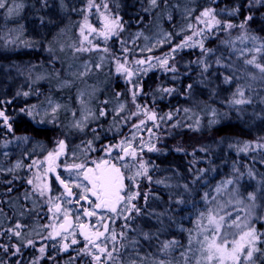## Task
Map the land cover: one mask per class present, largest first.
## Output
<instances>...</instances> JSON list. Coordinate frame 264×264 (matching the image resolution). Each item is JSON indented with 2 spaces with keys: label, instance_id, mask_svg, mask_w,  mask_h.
Masks as SVG:
<instances>
[{
  "label": "trees",
  "instance_id": "obj_1",
  "mask_svg": "<svg viewBox=\"0 0 264 264\" xmlns=\"http://www.w3.org/2000/svg\"><path fill=\"white\" fill-rule=\"evenodd\" d=\"M108 1L114 15L108 10L104 11V0H94L95 6L91 10L88 9L89 0H24L22 13L12 18L4 9H0V64L10 69L54 71L68 69L72 64L76 66L79 57L95 59L96 52H105L111 61L106 71L99 70L97 75L102 82L105 81V91H102L103 97L100 99L105 101L102 106L106 109V115L89 128L93 130L95 125L99 128L90 136L97 139L91 155L98 154V142H101L100 151L106 145V149L112 148L110 153L104 150L103 159L115 162L122 169L125 180L130 181L128 192L138 191L139 195L134 201H137L135 205L140 210L139 213L109 214V220H104L117 234L115 243L120 255L117 262L148 264V260H154L150 264H160L161 261L163 264H177L176 254L182 251L185 246L183 239H186L179 227L188 228L194 220L190 210L195 208L199 211L201 206L208 207L204 193L209 186L215 185V178H224L231 171L234 174L238 168L247 173L253 171L261 174L264 171V148L257 147L264 144V73L247 63L252 57H235L229 43L232 35L240 29L239 25L244 23L248 24V31L261 38L264 44V0H198L191 13L195 22L191 31H187V25L183 24L184 10L189 6L185 0H158L155 7L150 6V0ZM207 8L214 9L217 19L221 21V25L211 32L198 20L200 13ZM248 16L252 19L246 20ZM85 17L97 31L90 32L85 28V35H88L91 43L84 41L83 46L91 50L75 54L74 48L80 47L82 42L76 36L84 25ZM105 17H118L123 25V31L107 41L99 35ZM157 19L172 33L173 43L151 55L141 56L131 52L130 36L140 30H151ZM225 24L234 27L225 29ZM176 27L186 28V31L176 32ZM63 29L75 42L73 48H67L71 55L68 57L66 51L57 48L63 42ZM197 29L204 32L200 37L194 36V39H203L204 48L210 51L202 52L199 46L185 48L174 53V59L169 58L168 66L158 63L173 46L183 43V39L193 35ZM15 34H20L18 40L14 39ZM104 49H107V53ZM137 60H144L145 63L138 65L135 63ZM255 60L264 65V48ZM118 61L132 70L130 80L123 71H117ZM172 66L176 68L175 72L166 70ZM225 77L230 78L227 84ZM41 84L34 88L24 87L28 95L16 94L4 104L2 101L6 98L2 99L0 95V107L10 105V114L16 116L20 131L27 134L38 132L35 135L44 138V135H49L48 130L37 127L28 118L30 107L39 104L43 92L50 89L49 82ZM188 85H192L191 89ZM165 88L172 91L164 92ZM237 88L243 90L250 103L232 105ZM50 90L56 94L55 98H60V93ZM133 92L136 93L135 97ZM116 99L127 104L126 111L119 116L106 102ZM144 110L155 112L156 120H149ZM141 120H144V124L137 129L135 125ZM113 122L118 128L108 127ZM125 140L131 141L136 150L135 160L127 156L119 159L122 153L116 145ZM245 143L252 146L247 153L238 150ZM149 146H154L156 151H149ZM141 162L147 167V175L130 179ZM125 164L127 168L123 166ZM65 200L63 198L62 201ZM64 207L69 212L73 210L65 202ZM75 215L76 220L82 219L81 214ZM124 215L129 218L124 219ZM112 216L117 218L113 220ZM4 236L5 240L0 239V264H93L87 255L75 260L78 248L73 247L75 254L64 251L63 245L70 243L69 239H63L68 236L65 234L55 241L36 243L31 249L24 250L11 246L14 239ZM167 242H175L180 247L164 249L162 246ZM42 247L47 249L49 259L55 260L43 259V263H39Z\"/></svg>",
  "mask_w": 264,
  "mask_h": 264
},
{
  "label": "rangeland",
  "instance_id": "obj_2",
  "mask_svg": "<svg viewBox=\"0 0 264 264\" xmlns=\"http://www.w3.org/2000/svg\"><path fill=\"white\" fill-rule=\"evenodd\" d=\"M26 1L28 0H25V2ZM196 1L198 0H185V2L189 4L188 8L184 10L185 18H183V21H185L183 24L187 25V31L193 29L190 30L188 27L189 25L195 24L193 18H191V13L193 12ZM25 2L24 0H9L10 5L13 3L20 5L18 11L11 15L8 14L9 17L12 18L22 13V7ZM105 5H107V8H105ZM103 6L104 11L108 10L111 14H115L108 0H104ZM150 6H152L151 2ZM247 25L248 24L245 25V29L240 28L237 30L236 34L232 35L229 42L232 54L238 58H255L263 51V48H261V38L250 33ZM64 30L65 29L61 31V35L64 34L62 35L64 37L62 39V45L57 46V48L60 51H66L68 57L71 55L67 48H73L75 42L74 39L66 33L67 31L64 32ZM175 30L176 32H183L186 31V28L176 27ZM245 32H247L249 36L257 37V40L253 41L248 39L242 42L237 39V37ZM172 37V33L167 31L161 25L159 19H157L151 30H140L130 36L129 48H131V52L136 55H151L161 51V49L165 48L167 45L172 44ZM19 38L20 34H15L14 39L18 40ZM76 38L83 41L80 32L77 34ZM23 39L25 38L23 37ZM258 48H260V51H256ZM99 51H94L97 53L95 59L79 57L77 58L76 66L72 64L68 69H56L54 71H48L46 69H10L8 66L0 64V95L2 99L6 98L2 101V104H4L6 100L9 101L16 94L21 95L23 93H29L24 87H38L42 85V82H49L50 85L48 88L54 89L56 92L60 93V98H55L56 94L49 92L48 90L50 89L45 90L41 102L35 105V107H30L32 115L28 116V118H30L29 121H32L39 128H46L49 132V135H44V138L35 135V133L38 132L27 134L20 131L18 129V120L16 116L10 114L12 113L10 105L4 108L0 107L2 108L0 112H3L4 116L8 118L7 123H5L3 117H0V239L5 240L4 235H6V238L11 236L15 241L11 243L13 247H20L22 250L31 249L36 243H49L50 241L52 242V240L55 241L60 239L61 234L53 239L49 238L48 233L53 230L49 225H56L58 227V225L62 223L63 219L61 218H63V213L65 212L64 201H62L63 199L56 187H53V184L51 185L49 183L48 174L45 173V167L48 165L46 157L54 148L58 149L59 141H64L66 145L65 157L63 158L64 161L59 166L60 168L64 167L65 164H67L69 168L73 164L83 163L85 165L100 157L103 159L104 150L107 148V145L102 147L100 151L99 143L101 142L97 143L98 154L95 153L94 156L91 155L92 150L96 146L97 139H93V137L90 138V136L92 133L98 132L99 128L95 125L93 130H89L93 124H96L100 120L101 115L99 112L101 110L105 112L106 110L103 109L104 107L102 106V103L105 101L100 99L103 97V94H101L102 91H105V81L102 82L99 79L97 72L99 70L106 71L105 68L109 65L111 59L105 55V52L102 50ZM74 53L76 54L77 52ZM97 65H99V67H97ZM225 84H227V82H225ZM31 94H33L32 91ZM123 98L124 96L122 95L121 99L123 100ZM106 102L113 107L116 116L122 115L127 109V104L121 102V100H108ZM54 107L56 111L53 113L52 109ZM213 113L212 115L215 114ZM41 120L43 123L38 122ZM77 124H79L80 127H77ZM9 125L11 126L10 128ZM108 127L110 129H116L118 125L113 122ZM248 151L245 152L247 153ZM34 160L39 162L38 165L32 164ZM17 164L20 166L17 167ZM68 168L65 167L63 170L65 180L72 188L76 189L79 196L87 195V192L83 191V186H87L83 176L76 175L77 169H72L71 172H69L67 170ZM37 176L41 178V181L36 180ZM28 180H33L34 183L29 184L27 182ZM228 180H232L233 183L227 184ZM18 181H20L19 188L17 185ZM38 182L48 183L51 191L43 197L40 196L34 191V184ZM129 182V180L126 182L127 186ZM215 182V185L212 184L205 190V193L208 194L206 200L208 204L207 208H217L219 205H223L224 210L221 212V215L230 213L231 215H225L226 222H230L236 216H239L243 220L249 211L248 206L253 205L250 223L255 226L258 233H264V171L261 174L251 171V175H249L247 172H241L238 168L234 170V174L231 171L228 172L227 176L225 175L224 178L221 176L219 179L215 178ZM77 184L82 185V187H77ZM211 187H213V189H210ZM217 187L221 188L219 193L216 192ZM249 194H255L256 200H248L247 197ZM58 195L61 198V213L55 216L49 211L51 205L47 201L48 196H52L54 199ZM237 195L244 201L242 204L236 203ZM212 197H215V200H213ZM136 202L137 201H134L133 204ZM207 208L201 206L199 211L195 208L190 210V215L193 216L194 220H192L188 228L179 227V231L186 235V239H183V244L185 246L182 251L176 254L177 264H197V260L200 259L198 251V241L200 239L198 233L200 230L197 225V220L199 219L200 213L206 211ZM77 210L78 209H73L70 212L67 211L68 217L75 219V213H82L83 209H80L81 212ZM103 216L104 220L105 218L106 221L109 220L107 214ZM203 223H206V221ZM16 224H20L21 228L16 229ZM74 224L73 222L72 225ZM10 229L12 231H9ZM75 230L74 236L70 234L67 236L70 242L68 244L69 249L67 248L68 250H65L64 247L63 249L66 253L70 252V254L79 252L75 255V260L77 261L82 257H86V254L84 252V239L77 238V236L80 237L79 228L77 227ZM15 231H19L20 236H16L14 234ZM230 231H235V229H230ZM106 235H110V233H106ZM175 237L178 239L177 235H175ZM73 239H75L77 243L72 244ZM261 240L264 241V236L261 237ZM29 241H31V243H28ZM107 243L109 250H111L113 242L109 239ZM147 246H151V244H147ZM73 247L75 249L78 248L75 253L74 250H72ZM179 247L180 246L172 244L168 249L171 248L175 250ZM258 247L264 250V242L260 243ZM46 250L47 249H44V252L39 254V263H43V259H47L48 261L55 260L54 258L51 260L49 259L50 257ZM139 250H141V248ZM115 255L118 257L120 256L118 251L113 253L114 257H116ZM142 255L146 257L144 253H142ZM254 259L256 260V264H264V257H261L260 253L254 254ZM153 262L154 260H148V264ZM100 263L121 264L117 262V259L105 261L103 258ZM213 264H215V261H213ZM240 264H244L243 257H241Z\"/></svg>",
  "mask_w": 264,
  "mask_h": 264
},
{
  "label": "snow or ice",
  "instance_id": "obj_3",
  "mask_svg": "<svg viewBox=\"0 0 264 264\" xmlns=\"http://www.w3.org/2000/svg\"><path fill=\"white\" fill-rule=\"evenodd\" d=\"M152 6H158L157 0H150ZM94 0H89L88 9L91 10L94 7ZM20 5L13 3L12 5L9 4V0H0V9H4L9 15L13 14L14 12L18 11ZM107 8V5H105ZM252 17L248 16L246 20H251ZM198 20L201 24L207 27L209 32L212 31L213 28H217L221 25V21L217 19L215 15V10L212 8H207L200 13ZM189 29L193 26L189 25ZM234 27L232 24H225V29H231ZM241 29H245V24L242 23L239 25ZM85 28H88L90 32H96L97 29L93 28L87 22V17H85L84 25L80 28V35L83 37V41L81 42L80 47H76V52H87L90 51V48L84 47L83 42L88 41L89 44L91 41L88 39V35H85ZM123 31V25L120 22L118 17L109 19L105 17L103 28L100 30L99 35L104 37V40L107 41L112 36H118L119 32ZM203 29H197L193 32V35H189L183 39V43H178L177 45L173 46L169 53L165 54L162 59L158 60V63L161 66H168L169 58L174 59V53H177L179 50H183L185 48H193L199 46L202 52H208L210 49L204 48L203 39L196 40L195 37H200L203 35ZM240 41H245L251 39L253 41L257 40L255 36H249L247 32L243 33L241 36L237 37ZM261 48H264V44L261 45ZM50 51V49H49ZM107 51V49H104ZM127 51V49H125ZM256 51H260V48L256 49ZM151 59V58H149ZM138 65H143L145 63L144 60H137L135 62ZM247 63L250 65H254L261 73H264V65L256 63L255 58L247 60ZM99 67V65H97ZM205 66V70H206ZM168 71L175 72L176 68L174 66L167 67ZM117 71H123L127 77L131 78L133 72L132 70L125 67L124 63L117 62ZM136 71H141V69H136ZM143 71H147V69H143ZM229 77H225V82H229ZM139 83V82H137ZM192 85H188V88L191 89ZM164 92H171L172 89L165 88L163 89ZM24 95H28V93H24ZM136 93L133 92V97H135ZM238 96L239 98H236ZM236 96L233 97L231 103L232 105H244L250 103V101L245 97L244 92L242 89L237 88ZM134 102V100H133ZM35 107V106H33ZM58 107V106H57ZM53 113L56 111L54 107L52 109ZM185 111H188L185 109ZM28 115H32V112L29 111ZM100 115L104 116L106 113L101 110ZM144 115L147 116L149 120H156L155 112L149 113L147 110H144ZM0 117H3L5 123H7L8 118L4 116L3 112H0ZM169 118L171 116L169 115ZM39 123H43V121H38ZM144 124V120H141L139 124L135 125L137 129H139L140 125ZM11 126L9 125V128ZM77 127H80L77 124ZM135 139V136H133ZM127 145L126 147L123 145ZM58 149L54 152L48 153L46 159L48 160V165L45 169V173L54 171V161L57 157L64 154V149L66 147L64 141L58 142ZM121 149L122 155L119 156V159H124L125 156L130 157L131 159H136V150L133 149L131 141H122L120 145H116ZM252 146L248 143H245L242 148L238 149L239 151H248ZM257 147L264 148V144H258ZM143 145H141V149ZM149 151H156L154 146L148 147ZM110 153L111 148L109 147L106 149ZM39 162L33 161V165H38ZM107 165V167H104ZM20 165L17 164V167ZM125 168L128 167L127 164L123 165ZM72 169H77L76 175L83 176L84 180L88 181L90 187L83 186L84 192H90L92 196L96 198L95 203L93 201L88 200L86 195H81L76 198L75 202L79 203L80 200H87L90 205H93L91 210L89 208H83L82 215L87 217H92L97 215L96 209H105L109 213L123 215L125 212L131 213L135 211L139 213V208L136 207L135 204L132 203L138 197L137 192H124L125 185H124V176L121 173L120 169L117 168L115 165L108 164V161H102L101 164L96 165L95 171L91 168H86V166L81 164H73L67 170L71 172ZM80 169H84V171H79ZM93 173L92 175H89ZM147 175V167L145 163L141 162L138 165L137 171L135 172L134 176L130 179H135V176H146ZM251 175V172H249ZM199 177H197L198 179ZM150 179V178H149ZM37 181H41L39 176L36 177ZM56 180L63 185L65 192L67 194V199L64 201L65 203L71 204L73 203V193L72 189L69 187L68 183L65 180L61 179L59 175L56 176ZM29 184H33V180L27 181ZM232 180H228L227 184H232ZM77 187H82V185L77 184ZM187 189V185L184 186ZM34 191H36L40 196L47 195L51 188L48 183L46 182H38L34 184ZM221 191L220 187H217L216 192L219 193ZM123 193V194H122ZM204 198L207 200L208 194H204ZM248 200L255 201L256 196L255 194H249ZM147 199V197H145ZM215 200V197H212ZM61 198L60 196H56L54 199L52 196H48V203L51 205L49 211H54L56 214L61 213ZM244 201L240 199V197L236 196V203L242 204ZM179 203H183V201H179ZM123 205V207H121ZM249 211L243 220L236 216L230 222H226L225 215H231L230 213H226L225 215H221L223 212V205H219L217 208L209 207L206 211L201 212L199 219L197 220V225L199 228L198 235L200 239L198 241L199 244V254L200 259L197 260V264H240L241 257H243L244 264H256V260L254 259V254L260 253L261 257H264V250H262L258 245L264 241L261 240V237L264 236V233H258L257 229L254 225L250 223L252 218V207L253 205H249ZM119 209V212H118ZM117 216H112L111 219L115 220ZM128 215H124V219H128ZM79 219V216L77 217ZM206 221V223H203ZM53 230L48 233L49 238L55 239L57 236H60V230L68 232L70 228L73 227L68 214L67 210L63 213V221L58 225H49ZM77 227L80 229V234L84 237V240L91 245V248L86 247L84 252L86 255L92 257V260L96 262V264H100L102 258L105 261H112L114 259H118L117 257L113 256V253L118 251L116 241H117V234L114 230L109 228V224L104 222V216L99 215L98 219L95 222H92L91 227L87 223H79ZM16 229H20L21 225L16 224ZM235 229V231H230V229ZM94 229V230H92ZM223 230V231H222ZM9 231H12L11 229ZM106 233H110V235H106ZM16 236H20L19 231H15L14 233ZM70 235H75V232L69 233ZM123 237V233L120 234ZM145 239H148L147 234H144ZM103 238V239H101ZM63 239H67V236H64ZM113 242V246L111 250L108 248V240ZM28 243H31L29 241ZM77 243L75 239L72 240V244ZM175 242H167L163 244L164 249H168L172 244ZM64 249L67 250L68 245H63ZM123 247V245H120ZM19 252V248L16 249ZM40 252H44V248L40 249ZM131 264H137L136 261H132ZM163 264V261L160 262Z\"/></svg>",
  "mask_w": 264,
  "mask_h": 264
},
{
  "label": "flooded vegetation",
  "instance_id": "obj_4",
  "mask_svg": "<svg viewBox=\"0 0 264 264\" xmlns=\"http://www.w3.org/2000/svg\"><path fill=\"white\" fill-rule=\"evenodd\" d=\"M9 130V129H8ZM57 149L56 148H54V150L52 151V152H54V151H56ZM114 152V151H113ZM64 153H65V149H64ZM108 155H110V154H108ZM65 156H64V154L63 155H60L59 157H57L56 159H55V161H54V168H56L58 171H59V173H60V176H61V178H63L64 180H65V177H64V173H63V170L65 169V167L66 168H68V166H67V164H65V166L64 167H59L62 163H63V161H64V158ZM63 159V160H62ZM62 160V161H61ZM108 161V164H112V165H115L117 168H119L120 169V171H121V173L123 174V171H122V169L119 167V166H117V164L115 163V162H113V161H111V160H107ZM49 163V162H48ZM97 164H101V161H93V162H88V163H86L85 164V166H86V168H91V169H93L94 170V172L95 171H98V169H96V165ZM106 167H107V165H106ZM46 168V167H45ZM79 171H84V169H80ZM47 174H48V178H49V183L52 185L53 184V187H56V189H57V182L55 181V179H54V177H53V171L52 172H47ZM93 173H90L89 175H92ZM124 176V175H123ZM66 181V180H65ZM124 182V185H125V189H124V192H127V189H128V187H127V185H126V182H125V180L123 181ZM66 183H67V181H66ZM85 184L88 186V187H90V185L88 184V181H86L85 180ZM18 188H19V185H20V181H18ZM18 191H19V189H18ZM123 194V193H122ZM87 197H88V200H91V201H93V204L95 203V200H96V198L94 197V196H92L91 195V193L90 192H87V195H86ZM71 207H76L77 209H78V211L79 212H81V208L83 209V208H89L90 210H91V208L93 207V205H90L89 203H88V201L87 200H80V202L79 203H76L75 204V206H74V204L73 205H71ZM97 210L98 209H96V212H97ZM52 213L53 214H56L54 211H52ZM109 212H107L105 209H102L100 212H98L97 213V215H94V216H92V218H91V224H92V222H95L96 220H97V218H98V216L99 215H105V214H108ZM81 216H82V219H79V220H76V218L75 219H73V218H70V221H71V223H75L74 225H73V227L72 228H70L69 230H68V232H65V231H63V230H61V236L60 237H62V235L63 234H65V235H69V233H71V232H76V228H77V225L79 224V223H81V222H83V223H88L87 221H85V219H83V216L84 215H82V213H81ZM92 230H94V229H92ZM84 244H85V248L86 247H88V248H91V245H89L88 244V242L87 241H85L84 240ZM84 248V249H85ZM87 257H88V260L90 261V262H92L93 264H96V262H94L93 260H92V257L91 256H89V255H87ZM101 264V263H100Z\"/></svg>",
  "mask_w": 264,
  "mask_h": 264
},
{
  "label": "water",
  "instance_id": "obj_5",
  "mask_svg": "<svg viewBox=\"0 0 264 264\" xmlns=\"http://www.w3.org/2000/svg\"><path fill=\"white\" fill-rule=\"evenodd\" d=\"M104 167H106V165H105ZM53 173H54V178L56 179V176L59 175L58 170H57V169H54ZM56 181H57V180H56ZM57 182H58V181H57ZM58 185H59L60 188H62V189L64 190V193H65V195L67 196V194H66V192H65V189H64L63 185H61L59 182H58ZM72 193H73V197H72V199H73V202H74V201L76 200V195L74 194V191H73V190H72ZM101 210H102V209H98L97 212H100ZM85 218H86L88 221L91 220V217H87V216H85ZM89 227H91V224H89ZM81 236H82V235H81ZM82 237H83V236H82Z\"/></svg>",
  "mask_w": 264,
  "mask_h": 264
}]
</instances>
